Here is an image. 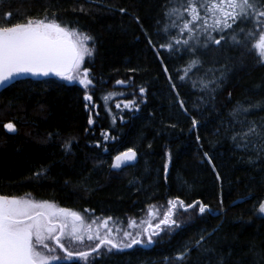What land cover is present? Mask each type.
<instances>
[{
    "label": "trees",
    "instance_id": "1",
    "mask_svg": "<svg viewBox=\"0 0 264 264\" xmlns=\"http://www.w3.org/2000/svg\"><path fill=\"white\" fill-rule=\"evenodd\" d=\"M175 3H0V20L5 13H12L10 23L55 13L60 22L90 35L93 51L83 67L94 83L87 90L90 102L84 100L83 86L57 77L19 80L0 92V193L30 194L85 218L123 220L153 205L167 211L168 201L177 198L185 204L200 201L210 209L200 214L198 208L185 212L177 206L173 219L180 227L156 236L150 245L104 253L93 264H264V217L256 210L264 199V158L237 149L226 131L238 103L258 104L247 119H264V63L252 49L254 39L240 45L222 41L199 50L201 65L181 80L190 54L182 46L180 52L160 48L168 39L160 31L165 11ZM240 27L247 31L252 25H233L236 31ZM177 31L172 29L171 35ZM200 78L216 80L209 86L214 90L194 88L193 80ZM118 80L126 83L118 85ZM108 93L118 95L105 102ZM128 101L135 103L125 108ZM9 122L16 126L14 133L4 128ZM128 148L136 151V159L112 168L114 157ZM181 252L186 255L178 261Z\"/></svg>",
    "mask_w": 264,
    "mask_h": 264
},
{
    "label": "snow or ice",
    "instance_id": "2",
    "mask_svg": "<svg viewBox=\"0 0 264 264\" xmlns=\"http://www.w3.org/2000/svg\"><path fill=\"white\" fill-rule=\"evenodd\" d=\"M165 17L166 22L160 31L168 39L160 44V48L180 52L182 46L190 54L183 68V75L179 77L181 80L188 78L193 69L201 65L202 61L197 55L199 50L212 45L220 46L222 41L240 45L244 39H254L252 49L264 63V0H176L175 4L166 9ZM11 19L12 13H5L0 20V86L22 75L55 76L67 81H78L85 89L84 100L92 101L87 90L94 87V83L90 70L84 68L83 63L86 56L92 55L93 50L88 47V42L93 38L60 22L55 13L51 16L45 13L39 19L29 16L15 23H10ZM238 22L250 23L252 28L246 31L244 27H240L236 31L233 25ZM172 29L178 30L175 36L171 35ZM241 33L244 34L243 38ZM185 35L187 38L181 39ZM149 43L152 41L149 40ZM164 70L167 72L166 67ZM116 83L124 85L126 82L118 80ZM192 84L194 88L199 85L202 91L214 90L209 86L216 85L217 81L200 78L193 80ZM144 92L145 89L141 87L140 93ZM115 95L118 94L108 93L103 99L107 102ZM134 103L128 101L124 107L129 108ZM180 104L183 108V101ZM258 106L238 103L229 113L231 124L226 129L231 132L230 139L235 147L245 152L254 151L255 159L264 158V119L258 123L256 120H248L247 114ZM85 107L88 108V104ZM116 107L119 109L121 105L117 103ZM88 123H93L91 116ZM197 123L193 118V127ZM4 128L9 133L16 131V126L11 122L6 123ZM102 135L105 139L108 138L106 134ZM65 147L70 148V141L66 142ZM204 155L208 157L207 153ZM136 156V151L128 148L114 157L111 167L120 169L134 161ZM208 162L211 164L210 157ZM249 163H254L252 157L249 158ZM164 168L167 171V163ZM217 179H220L219 173ZM168 205L167 211L162 214L156 210L155 205L150 206L147 213L149 219L141 220L139 224L130 219L128 226L136 229L133 233L127 229L110 227L112 217H97L86 222L79 212L59 207L54 202L37 201L30 194L20 197L0 193V264H59L61 261L74 259L84 264H93L94 258L104 253L123 251L135 245H150L154 242L153 237L159 236L161 232L180 227L173 219V209L177 206L185 212L195 208H198L200 214L210 211L208 205L200 201L185 204L177 198L169 200ZM256 210L264 215V200L258 202ZM93 225H96L95 229ZM85 240L92 242L86 245L88 250H73L68 246L84 244ZM57 249L63 255L58 254ZM185 255V252H181L177 260H183Z\"/></svg>",
    "mask_w": 264,
    "mask_h": 264
},
{
    "label": "rangeland",
    "instance_id": "3",
    "mask_svg": "<svg viewBox=\"0 0 264 264\" xmlns=\"http://www.w3.org/2000/svg\"><path fill=\"white\" fill-rule=\"evenodd\" d=\"M211 22V21H210ZM256 39H258V36L256 37ZM253 44L255 43V40L252 42ZM60 81H63V82H65V83H73V82H77L78 83V81H67V80H63V79H61V78H59V77H57ZM79 84V83H78ZM130 162H132V161H130ZM25 196V195H24ZM21 197H23V196H21ZM264 200V199H263ZM150 208V207H149ZM149 208H147L145 211H144V213H142L141 215H139V216H136V217H129V218H126V219H123V220H117V219H113V221H109V226L110 227H113L114 229L115 228H117V227H119V228H122V229H127L128 231H132L133 233H135V231H136V229L135 228H130L129 226H128V221L130 220V219H132V220H135L136 222H137V224H139L140 223V221L141 220H147V219H149V217H148V215H147V213H148V211H149ZM156 210H158V212L159 213H163L164 212V209H162V207H156ZM258 212V211H257ZM259 214V213H258ZM260 216H262V217H264V215H261V214H259ZM84 217V219H85V221L86 222H90L91 220H93V219H95V218H97V217H87V218H85V216H83ZM99 218H101V217H99ZM101 219H103V218H101ZM154 223L156 222V221H153ZM95 227H96V225H93V228L95 229ZM171 231H173V229L171 230ZM171 231H168V232H161L160 233V235H162L163 233H169V232H171ZM155 238H156V236L155 237H153V241L155 240ZM145 239H146V237H145ZM49 243H52L51 241H49ZM92 242H89V241H87V240H85V243L84 244H78V245H68L69 247H71L73 250H88V248L86 247V245H88V244H91ZM143 245V244H142ZM144 246H146V245H144ZM57 253L58 254H60V255H63V253H61L60 252V250L59 249H57ZM94 256H95V254H94ZM74 260H77V261H79L78 259H74ZM61 262H68V261H61ZM80 263H84V262H82V261H79Z\"/></svg>",
    "mask_w": 264,
    "mask_h": 264
},
{
    "label": "water",
    "instance_id": "4",
    "mask_svg": "<svg viewBox=\"0 0 264 264\" xmlns=\"http://www.w3.org/2000/svg\"><path fill=\"white\" fill-rule=\"evenodd\" d=\"M49 77H55V76H49ZM43 78H46V77H43V76H32V75H22V76L17 77L16 80L11 81L10 83H8L6 85L0 86V92L2 90H4L5 88L9 87L10 85H12L13 83L19 81V80L29 79V80H33V81H39V80H41Z\"/></svg>",
    "mask_w": 264,
    "mask_h": 264
}]
</instances>
